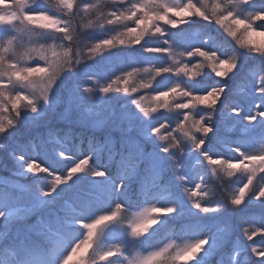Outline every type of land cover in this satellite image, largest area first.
I'll list each match as a JSON object with an SVG mask.
<instances>
[{
  "label": "snow or ice",
  "instance_id": "snow-or-ice-1",
  "mask_svg": "<svg viewBox=\"0 0 264 264\" xmlns=\"http://www.w3.org/2000/svg\"><path fill=\"white\" fill-rule=\"evenodd\" d=\"M0 154V264H264V0H0Z\"/></svg>",
  "mask_w": 264,
  "mask_h": 264
},
{
  "label": "trees",
  "instance_id": "trees-1",
  "mask_svg": "<svg viewBox=\"0 0 264 264\" xmlns=\"http://www.w3.org/2000/svg\"><path fill=\"white\" fill-rule=\"evenodd\" d=\"M245 82H243V83L240 84L241 96H245L249 92V90L247 89V87H245ZM0 155H2V154H0ZM9 167H10V165H9ZM1 172L4 173L5 176H8L9 177V172H7V171H1ZM260 240H261V237L260 236L254 237V241L256 243H259ZM248 243H251V242H248Z\"/></svg>",
  "mask_w": 264,
  "mask_h": 264
},
{
  "label": "rangeland",
  "instance_id": "rangeland-1",
  "mask_svg": "<svg viewBox=\"0 0 264 264\" xmlns=\"http://www.w3.org/2000/svg\"><path fill=\"white\" fill-rule=\"evenodd\" d=\"M245 87H247L248 90L250 88V86H249L247 81L245 82ZM6 177H8V176H5V174L0 171V178H6Z\"/></svg>",
  "mask_w": 264,
  "mask_h": 264
}]
</instances>
